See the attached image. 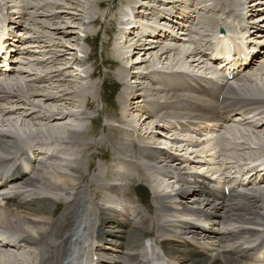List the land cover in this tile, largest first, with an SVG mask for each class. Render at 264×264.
Returning a JSON list of instances; mask_svg holds the SVG:
<instances>
[{
	"label": "bare ground",
	"instance_id": "obj_1",
	"mask_svg": "<svg viewBox=\"0 0 264 264\" xmlns=\"http://www.w3.org/2000/svg\"><path fill=\"white\" fill-rule=\"evenodd\" d=\"M90 2L92 6L104 7L108 0H90ZM122 2L135 4L134 0H122ZM50 3V1L45 2L42 9L51 7ZM233 4V0H228L229 14L235 11L232 8ZM54 5L59 6L57 3ZM143 11H147V9L144 10L140 7L139 12ZM205 12L211 13V15L204 17L205 21L210 24L214 20L216 11L205 9ZM124 16L125 19H128V14H124ZM96 22H100V18L97 16L89 21L90 24ZM213 25L215 24L213 23ZM1 27L5 32L8 31L7 22L0 23ZM135 33L132 32L128 36V38L131 37L130 40L133 43L135 37L132 36ZM117 39L127 41L126 37L121 35ZM138 41L139 39H137ZM141 45L146 46L147 44ZM122 46H127V44ZM26 47H32V44L28 43ZM2 48L3 46H1ZM171 50L174 49L170 46H164L160 61L167 58V54ZM185 50L182 48L178 53L179 56L185 53ZM128 52L129 50L125 51L122 47L118 49L115 45L104 62L114 68L117 66L127 68L124 62ZM181 59L186 60L184 57ZM193 61L196 60L193 58ZM261 67L264 71V64ZM151 68L152 70L156 69L155 62ZM246 74L242 75L241 78L246 77V80L253 78L254 74L249 77ZM92 76H95L94 72ZM118 77L121 81H125L127 78L124 73H119ZM171 77L169 75L164 79L156 80V82L161 84ZM4 81L1 80V82ZM70 87L76 90L74 97L67 96L65 90L69 89L64 90L63 88L58 92L59 95H51L46 99L67 101L75 98L81 103H78V106L82 110L71 112L70 115L79 121H87L89 118L95 124L97 118L84 113V106L88 112L94 108V83L84 87L82 85ZM152 88L158 91V93L153 94L162 95V97L150 100L151 106L142 105L149 96L147 95L149 90L146 89L139 93L126 90L122 95L123 101L130 105L138 104L136 107L141 111L145 110L146 118L154 116L162 119L165 116L166 119L163 118L165 121L163 123L166 126L170 124L167 122L171 118L179 124L182 122L180 121L181 118H190V124H180V130L174 125L168 126L179 133L180 137L184 136L183 132L188 129L190 131H192L191 129L196 130L193 131L195 134L199 129L206 131L214 125L208 121H216L218 125L220 124L219 131L221 134L213 136L211 139L220 140L219 144L224 150L223 155L231 158L234 163L252 160L264 154L263 148L249 152L247 143L236 139L241 136L240 134L248 131L240 130L228 124L231 119L239 116L237 112L239 109L264 104V84L259 87L254 86L255 92H247L251 96L242 95L243 93L232 85L223 88L220 93L203 88L200 96L198 92L194 94L185 92V90H194L190 84H180L172 80L169 81V85ZM245 88L240 86L239 90H245ZM41 89L37 86H29L28 90L33 91H31V96L35 93L43 95L44 98L49 95L46 90L45 93L39 94L38 91ZM19 91H21L20 88ZM11 95V92L9 93L0 85V102L6 101ZM17 96L19 98L16 102L26 98L25 95ZM101 97L103 98V95ZM133 99L136 100L133 101ZM38 105H36L39 107V110H36L38 120L44 121L46 118L60 121V118L68 117V114L64 112L53 113L60 108L55 103H49V106L44 105L43 107ZM156 105L159 110L154 107ZM0 110H8L9 112L11 109H7V106H0ZM172 110H175V113ZM191 111L194 112L191 113ZM160 112L163 113L162 116ZM252 124L255 127L253 133L258 132L261 135L251 134L252 138L255 141H257V137L263 139L264 132H259L264 131L263 127L258 123ZM201 125L205 126L201 127ZM48 127L40 131L34 127L36 132L29 133L37 139L33 142H26L29 136L23 135V137H27V140L21 138V146H18V142L13 136L0 133V148L5 151L0 153V167L5 166L7 170L20 174L18 179L9 182L6 187L0 188V227L15 236L20 235L19 241L30 246V250L21 247H9V245L0 248V264H87L89 259L84 254V245L91 236H93L94 242L91 249L92 255H98L101 258L110 257V261L115 264H146L142 263L139 257V250L143 243L138 238H147L149 234L169 253V264H264V187L259 189L245 188L243 191L231 189L227 195L225 188H221L224 186L221 183L217 185L202 184L199 194L196 193L197 202L195 205H198V213L207 216L208 221L215 220L223 227L219 233H214L212 230H209V233H204L203 243H201V238H199L201 230L188 221L193 217L188 216L191 211L187 206L189 205L187 201H184L187 200L190 193L191 183H189V179L200 177L198 173L194 175L186 172L178 166L173 155L161 150H153L144 157L146 161L142 163L137 159L140 156L143 157L144 153L142 150H134L135 145L132 149L125 147V152H122L126 155L124 158L118 154L111 155L106 151H101L103 145L100 142L98 150L101 153L98 156L105 159L107 165L104 166L103 163L98 164L93 160L92 145L90 140L86 138L90 130L89 127H83L82 123H73L71 127L77 130L74 132L64 123L63 125L55 123L53 127ZM65 128H69L72 133L69 138L67 137V140L62 136L64 135L63 132H66L64 131ZM128 130L127 127L125 131ZM42 131H45L48 136L41 134ZM54 131L59 133L56 134ZM225 132H227L228 137L224 135ZM14 134L17 137L22 135L19 132ZM182 139L185 141L184 147L191 146L193 151H197L201 147L200 140L192 138L189 134ZM36 142H52L51 144L54 146L61 145L62 154H55L52 158L40 156L39 159L46 161L47 164L38 167L37 165L42 162L35 163L29 175L16 168V162L19 156L24 155L23 150L32 147ZM114 142L118 144L119 140ZM137 143L141 144L139 141ZM178 149L184 150V148ZM201 152H204L203 149ZM130 157L137 159L129 160ZM154 163L164 165L165 169H163L162 174L158 175L157 173L155 174L156 177L152 178L155 171L150 164ZM203 182L208 183L205 180ZM133 184L135 185L133 186ZM87 191L93 196V202L87 195ZM31 193L34 194V197ZM147 196L151 200L149 204L144 202V198ZM40 199L46 201L44 205L39 208L30 207V203ZM130 200L134 204L130 202L132 206H127ZM230 200L231 202H229ZM107 204L114 207L107 206ZM50 205L55 208H49ZM59 207L62 211L57 214ZM95 219L97 228L92 233L90 228ZM115 230H118V237L122 240L128 239L131 235L137 238L136 241L129 244L132 247L130 250H125L126 240L122 241L120 245H114V247H109L104 242L108 236L114 235ZM34 245L37 254L32 251ZM12 252L16 253L13 254Z\"/></svg>",
	"mask_w": 264,
	"mask_h": 264
},
{
	"label": "rangeland",
	"instance_id": "obj_2",
	"mask_svg": "<svg viewBox=\"0 0 264 264\" xmlns=\"http://www.w3.org/2000/svg\"><path fill=\"white\" fill-rule=\"evenodd\" d=\"M49 1H52L50 3L51 7H49V10H46L45 13H42L44 11L38 8V6L42 4V0H5V5H2V1L0 0V23L5 21V19L1 20L4 18V16L8 15L9 17H11L13 22H15V23L12 22L13 24L11 25V29L16 28L17 31H20L21 37H19V39H21V41L24 42L22 43V47L25 48L23 49L25 53L22 54L23 61L21 64L17 66L19 70L12 74V76L8 80L7 88L10 91H12L16 87V85H19L21 91L13 90L12 91L13 94L14 95H17L18 93L23 94L27 98V99L23 98V100L16 102L18 97L14 96L10 98V101L12 100L11 102L9 101V102L1 103L2 105L7 106V109L15 108V107L19 109H17V111H9L10 113L7 110H5L4 112H6L5 113L6 115H4L2 111H0V131H6L4 132L5 135L13 136L14 139H16L18 142V146H21L20 144L22 143L20 141H22V139L27 140V137H23V135L29 136V139L26 142H31V141L33 142L37 139V137H34V135L32 137V134L30 133H35L36 130L38 129L40 131L41 129L47 128L48 126L53 127L55 123L60 125H63L64 123L66 127L68 125V127L71 129L73 123H82L83 127H87V126L91 127V129L88 131V135L86 136V138L90 140L92 145L91 153L93 154V160L95 161V163L98 164L103 163L104 166L107 165L105 159H101L98 156L101 153L98 150V146L100 142H102L103 145L101 151H106L111 155L118 154V156L125 158L126 155L122 153L125 152V147L132 149L133 146L135 145L134 150H136L137 144L133 143V140H131L133 138L141 143V144L138 143L139 149L143 147V145L151 146V147H163L164 151H169V153L171 152V154L172 153L181 154V156L186 160L189 159V157L191 159H194L193 157L194 155L190 154V150L192 151V149H190L191 147L188 150L189 146L184 147V144H178L177 143L178 141L175 140L174 137L175 136L179 137L180 134L177 133L176 131H173V129H166L165 127L163 128L164 125L163 122H165L163 121V118L165 120L166 119L165 116H163L162 119L161 118L158 119V117L155 118L154 116L146 118V115L144 114L145 110L142 111L139 110L136 107L138 104L136 105L128 104V102L123 101V97H122V95L126 90H133L136 93L145 91L147 85L152 82V81L150 82V78H149L150 75L153 77V79H155L156 77L155 73L150 72L152 70L151 65H154V62L156 65V70L158 69L157 72L171 71L172 69L175 70L176 69L193 70L194 68L198 69L197 64H195L194 63L195 61H193V58L189 57L187 54V52L191 48V44L184 42L171 43L174 46H176L177 49L171 50V52L168 53L169 55L167 54V58H163L162 61H160L162 48L164 46H167V44H169L168 42H172V41L168 40V41H163L161 43H159L160 41L153 42L152 44H147L146 46H142L140 44L141 42H137V39L135 38H134L135 39L134 43L130 42L129 40L117 41L116 44L117 48L121 49L122 47V49L124 48L125 51L129 50L128 52L129 54H127L124 62L127 68L120 66L114 68L111 67L110 64L108 65L107 63L104 62V59L107 58L109 54L112 52L111 48L107 47V45L109 43L112 44V41L115 37V35L113 36V34H111L110 31L112 27L115 28L117 26L115 22H118L119 20H121L122 22L121 25L122 27L120 26L119 28L126 31L127 28H125V25H127L128 22H126L127 19H125V16L123 14L126 12V10H130V9L127 8L124 9V7H121V0H108V3L104 7L92 6L90 0H49ZM134 1H137V3H135L133 6L137 7L138 9L140 7L142 8V6L145 5H151L157 8L159 7L158 8L159 10H156L154 12L156 14H158L159 12L163 13L164 11L167 13L165 15H168L170 13L175 14L176 10H179L181 8V5L184 8L193 10L194 15L196 16L195 23H197L196 33H195L196 35L194 39L201 42L203 40H207V41L211 40V36L207 35L209 34V31H207L209 26H206L205 28H203L201 25L198 26V19L200 18L201 14H203L201 8L206 7L204 4L209 0H178V2L175 3L170 2L171 0H159V1L134 0ZM255 1L257 0H235L237 9L243 10L244 7L252 9L251 13L260 15L259 18L257 17L255 19L258 20L264 17V6L263 7L256 6L257 3ZM43 2H48V1L46 0ZM55 2L60 4L61 7L60 5L59 6L54 5ZM118 6H119L118 11L121 13L120 16L122 17L123 15L121 19L120 17H118L119 16L117 14L118 11L116 10ZM133 6H131V8H134ZM25 7H29L30 9L29 8L25 9ZM53 7L56 8L57 10L59 9L57 13H55L56 10L53 9ZM162 7H165V10L162 11ZM256 7H261V8L258 11ZM54 13L56 18H54L53 16ZM16 16L19 17L17 18ZM95 16L100 18V22L90 24L89 21ZM216 17L219 19V18H223L224 15L217 14ZM134 22L136 27H138V29L141 31L142 29L146 30L157 24H166V25L171 24L166 20H160V21L159 19L157 20V16L156 18L153 19H150L149 17L143 19L142 17L139 16L136 18ZM213 22L214 20L209 25H212ZM259 23L261 25H264L262 24L263 22H259ZM141 25L145 27L143 28ZM215 25H217V23ZM114 28L112 30H114ZM138 29H136V31H138ZM122 35H126V33L123 32ZM28 43H31L32 47H26ZM126 44L130 48H128L127 46H122ZM184 45H186L187 47H185ZM182 48H185L186 50L189 48L187 51L185 50L187 56L185 55V53L182 54L183 56L182 55L179 56L180 54L178 53ZM167 49L169 50V48ZM44 54H48L49 55L48 57L53 60L56 57L58 58H56V60H54L53 62L44 63L38 59L39 57H43ZM88 56H91L90 61L84 62L83 60H85ZM182 57L186 58V60L185 59L182 60L181 59ZM203 60H204V65L209 64L207 60L205 59ZM261 65L262 64L257 65L255 68H253V70H250L248 72L249 73L248 76L254 74L251 80L243 79L239 81L237 80V82L233 83V86L236 88H239L240 86L243 87V85L247 83L246 85L247 87L246 86L243 87V89L246 87L245 90H241V91L238 90L239 92L243 93L242 95L251 96L247 92H255L254 86L259 87L262 84H264V71H262ZM110 67L113 68L111 69L112 71L109 69ZM92 72L95 73L94 77H91ZM119 73H124L127 76L125 81H121V79L118 77ZM45 75L48 81L44 80L43 76ZM145 76H149V77H145ZM93 83L95 85V87L93 88L94 108L91 109L90 112H88L87 108L84 106V113L96 117L97 122H95V124L91 123V119L89 118H87L88 119L87 121L86 120L79 121L75 117L70 115L71 112L82 110V108L78 106V103L80 102H78L75 98L69 99L67 101L61 99H54L55 101L51 99H46L51 95L53 96L59 95L60 93L58 92H60V89L63 88L64 90L66 88L69 89V90H65V94H67V96L74 97L76 90H74V88H71L70 86L73 87L74 85L75 86L82 85L84 87V86H90ZM103 83L105 88L103 87ZM28 85L42 88L40 91H38L39 94L45 93L46 90L47 92H49L47 93L49 95L46 96L45 98L43 95H38L37 93L31 96L33 91L28 90L29 89ZM250 85L251 87H249ZM147 88L146 90H149V92L147 91V95H149L150 97L148 96L147 100H145L142 103V105L144 104L150 106L151 104L148 105V103H150L149 102L150 99L154 98V96L151 95H153V93H158V91L157 89H154L152 87H150L149 89ZM109 90L111 91L109 92ZM101 94L103 95V98L101 97ZM101 100H103V102ZM135 100L136 99H133V101ZM49 103L52 104L55 103L56 106L60 107L59 109H56V111L53 113L64 112L65 114H68V117L60 121H58L57 119L48 120L46 118L44 119V121L38 120L36 118L37 116L36 112L34 113L35 110H39V108L36 105L39 104L38 106L43 107L44 105L49 106ZM120 111H121L120 114L121 119L118 117ZM172 112L175 113V110H172ZM2 118L4 120H1ZM232 126L237 127V125L235 124H233ZM34 127L36 128V130ZM127 127L129 128V130L125 131ZM241 127L248 128L245 125H241ZM69 128L67 129L65 128L64 131L66 132H63L64 135H62L64 136V138L67 136L68 138L70 137L69 134L71 130L73 132L77 131L74 129V127L71 130ZM45 131H42L41 134H44V136L47 137L48 135ZM16 132L22 134L21 137H17L16 134H14ZM259 132H264V131H259ZM54 133L58 134L59 132L54 131ZM251 134L258 136L260 133L258 132L253 133L248 131L247 133L240 134L241 136H239L236 139L239 141H245L249 146L248 149L249 152H255L256 149H261V148L264 149V137H262L263 139L257 137L256 138L257 141H255L252 138L253 136ZM224 135L228 137L227 132H225ZM116 140H119L118 144L114 142ZM207 146L208 145H206L205 147ZM178 148L180 149L184 148L183 150L184 152L183 151L180 152ZM155 149L160 150L159 148H155ZM2 151L3 153L5 152L4 150ZM184 153L186 154L183 155ZM181 156L178 157L180 158ZM178 157L177 159H179ZM178 161L181 163L180 160ZM201 164L202 163H194V162L192 163L190 161H185L182 163V166L186 167L187 169L195 171L196 169L201 167ZM150 166L155 171L154 175H152L153 176L152 178L156 177L155 174L157 173L158 175L162 174L158 171H163V169H165V166L162 164L154 163V164H150ZM150 173H152V171H150ZM135 184H133V186ZM88 195L89 197H91L90 193ZM41 200L42 199L30 203L31 205L30 207L39 208L40 206L44 205L46 201H41ZM130 202L131 204H134L130 200L127 206H132ZM149 203H151V200L147 204ZM49 208L54 209L55 207L50 205ZM60 211L62 210L59 207L57 214H59ZM95 223H96V219L93 221L92 226L97 228ZM115 232H118V230H115ZM115 232L113 233L114 236H115ZM114 236H111L109 239H111L113 242H116L118 238ZM130 237L128 239L125 238L127 245L125 246L126 251L127 249L130 250L132 248L131 246H129V244L132 243V241H136L137 239L134 238L133 235H131ZM138 239L141 241L144 240L141 239V237H139ZM149 239H152L151 242L154 241L152 237ZM125 240L123 239V241ZM118 242L121 241L118 240ZM32 251L35 254H37L35 245ZM20 252H24V251H20ZM12 253L15 254L16 252H12ZM30 256L32 257V255Z\"/></svg>",
	"mask_w": 264,
	"mask_h": 264
}]
</instances>
